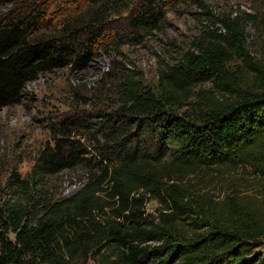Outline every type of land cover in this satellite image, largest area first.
Returning <instances> with one entry per match:
<instances>
[{
    "label": "trees",
    "instance_id": "trees-1",
    "mask_svg": "<svg viewBox=\"0 0 264 264\" xmlns=\"http://www.w3.org/2000/svg\"><path fill=\"white\" fill-rule=\"evenodd\" d=\"M176 2L0 0V108L17 103L41 73L86 66L111 15L124 11L127 29L143 38ZM224 23L218 40L260 72L237 26ZM195 48L159 69L155 88L129 70L104 73L98 81L111 80L110 110L50 125L52 143L12 187L33 196L0 206V264H264V251H255L264 248V92L227 82L222 43ZM206 82L220 98L196 90ZM74 169L84 175L74 194L49 193L47 176ZM240 169L253 174L257 195L217 199L191 179ZM151 199L155 216L145 212Z\"/></svg>",
    "mask_w": 264,
    "mask_h": 264
},
{
    "label": "rangeland",
    "instance_id": "rangeland-1",
    "mask_svg": "<svg viewBox=\"0 0 264 264\" xmlns=\"http://www.w3.org/2000/svg\"><path fill=\"white\" fill-rule=\"evenodd\" d=\"M126 13L111 15L106 36L97 55L86 66L68 65L39 74L29 81L20 100L0 108V206L4 201H25L33 192L12 189L16 179H25L38 151L52 143L50 125L80 111H108L114 105L111 80H98L121 69L135 72L150 88H155L158 70L173 65L186 51L196 53L195 43L220 42L228 50L226 80L238 90L264 92V0H177L165 21L143 38L133 37L127 29ZM231 22L240 31L241 44L261 71L243 63L235 48L218 40L225 36ZM122 36V43L110 41L109 34ZM206 95L220 98L212 82L196 87ZM216 99V98H215ZM189 104L177 109L178 113ZM195 187L210 191L217 199L237 191L257 195L258 185L249 172L237 170L222 176L210 174L191 178ZM84 182L78 170H63L46 177V188L57 197L74 194ZM159 203L151 199L145 212L157 215ZM256 252H263V246ZM85 264H95L89 260Z\"/></svg>",
    "mask_w": 264,
    "mask_h": 264
}]
</instances>
